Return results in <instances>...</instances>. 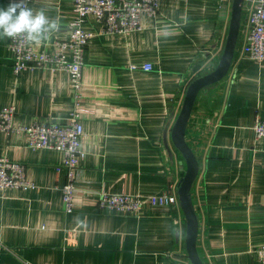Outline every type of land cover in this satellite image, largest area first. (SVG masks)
<instances>
[{
	"label": "crops",
	"instance_id": "0c3cea01",
	"mask_svg": "<svg viewBox=\"0 0 264 264\" xmlns=\"http://www.w3.org/2000/svg\"><path fill=\"white\" fill-rule=\"evenodd\" d=\"M11 0H0L7 7ZM233 0H160L141 28L93 36L81 97L85 157L72 211L60 187L63 153L32 149L25 132H0V156L26 165L35 185L0 192V264H192L182 206L154 205L149 195L177 190L186 162L172 139L190 82L213 71L229 32ZM56 19L54 38L71 37L74 0H31ZM244 15L232 66L196 99L186 140L200 161L192 187L204 264H261L264 244V61L249 58ZM87 27L100 24L89 18ZM10 38L0 39V109L15 123L65 121L74 108L69 74L12 69ZM46 41L36 44L43 47ZM152 64L146 70L143 64ZM101 192L140 194L138 213L98 208ZM178 192V191H177Z\"/></svg>",
	"mask_w": 264,
	"mask_h": 264
},
{
	"label": "built area",
	"instance_id": "2783aa9c",
	"mask_svg": "<svg viewBox=\"0 0 264 264\" xmlns=\"http://www.w3.org/2000/svg\"><path fill=\"white\" fill-rule=\"evenodd\" d=\"M31 0H25L28 6ZM75 18L69 23V39L54 38L47 40L43 47L23 38L9 40L12 54V69L19 73L26 69L49 68L63 70L69 74L74 89V108L65 121L36 120L30 125L15 123L16 107L0 109V132L11 134L25 132L32 149H54L63 153L58 172L65 170L66 181L60 187L62 199L68 212L74 206L76 176L86 152L83 148L85 130L81 122V97L84 87L83 72L86 64V51L90 39L97 34H120L139 30L143 15L156 16L160 11V0H74ZM245 41L249 58L256 62L264 61V0H245L243 5ZM89 18H94L100 27L93 30L87 27ZM146 70L152 64H143ZM258 138H264V119L254 124ZM35 184L27 177L26 165L0 156V192L7 189H25ZM178 189L165 191L159 195H149L147 199L154 205H178ZM145 196L140 194L101 192L98 208L138 213ZM255 252L259 262L264 264V244Z\"/></svg>",
	"mask_w": 264,
	"mask_h": 264
},
{
	"label": "water",
	"instance_id": "95a60500",
	"mask_svg": "<svg viewBox=\"0 0 264 264\" xmlns=\"http://www.w3.org/2000/svg\"><path fill=\"white\" fill-rule=\"evenodd\" d=\"M244 1L233 0L229 32L220 60L213 71L200 74L190 82L172 128L174 144L186 162L184 175L178 186V196L186 218V251L192 264H204L198 251L200 224L192 196V187L200 170V161L186 140V131L199 92L206 86L222 80L230 71L240 37Z\"/></svg>",
	"mask_w": 264,
	"mask_h": 264
},
{
	"label": "clouds",
	"instance_id": "9594fccd",
	"mask_svg": "<svg viewBox=\"0 0 264 264\" xmlns=\"http://www.w3.org/2000/svg\"><path fill=\"white\" fill-rule=\"evenodd\" d=\"M58 27L56 19L48 18L43 10L34 13L25 0H11L7 7H0V39L20 37L40 44L49 40Z\"/></svg>",
	"mask_w": 264,
	"mask_h": 264
}]
</instances>
